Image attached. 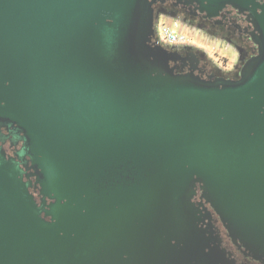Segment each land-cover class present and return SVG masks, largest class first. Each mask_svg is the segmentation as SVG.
<instances>
[{
    "label": "water",
    "instance_id": "water-1",
    "mask_svg": "<svg viewBox=\"0 0 264 264\" xmlns=\"http://www.w3.org/2000/svg\"><path fill=\"white\" fill-rule=\"evenodd\" d=\"M157 1L0 0V264H224L198 190L264 258V0H185L248 13L237 80L179 72Z\"/></svg>",
    "mask_w": 264,
    "mask_h": 264
},
{
    "label": "flooded vegetation",
    "instance_id": "flooded-vegetation-1",
    "mask_svg": "<svg viewBox=\"0 0 264 264\" xmlns=\"http://www.w3.org/2000/svg\"><path fill=\"white\" fill-rule=\"evenodd\" d=\"M153 9L155 16L156 13H160L164 17L173 18L182 25L201 31L209 30V36L218 40L220 44H227L228 47H232L238 56L236 62L228 64L225 68L224 66L219 68L189 49V46L175 47L170 51L188 59L187 65L183 68H181L180 63L172 64L179 67V72H189L191 64L189 60L197 58L198 62L194 63L197 67L195 74L201 78L208 79L212 76L237 80L245 61L257 54V48L252 42L254 27L247 12H239L227 6L216 17L210 18L205 12H200L196 4H188L185 0H160L156 2ZM6 151L12 154L8 145ZM194 202L199 210L200 226L211 241L209 247L221 252L224 264H264V258H259L238 241L234 242L231 239L216 213L208 204L200 200L199 190Z\"/></svg>",
    "mask_w": 264,
    "mask_h": 264
},
{
    "label": "rangeland",
    "instance_id": "rangeland-1",
    "mask_svg": "<svg viewBox=\"0 0 264 264\" xmlns=\"http://www.w3.org/2000/svg\"><path fill=\"white\" fill-rule=\"evenodd\" d=\"M155 17L157 19H155V22H158L157 25L166 22L173 27L181 28L187 35L194 36L193 42L195 44L189 47V49H192L200 56L206 58L215 67L221 68L224 66L225 68L228 64L236 62L238 56L235 50L232 47H228L227 44H222V46H220L218 40L208 35L209 30L201 31L193 27L182 25L173 18L164 17L160 15V13H156ZM174 31L178 32L176 28Z\"/></svg>",
    "mask_w": 264,
    "mask_h": 264
},
{
    "label": "built area",
    "instance_id": "built-area-1",
    "mask_svg": "<svg viewBox=\"0 0 264 264\" xmlns=\"http://www.w3.org/2000/svg\"><path fill=\"white\" fill-rule=\"evenodd\" d=\"M158 22H155V36L153 41L167 49H173L175 47L183 46H194L193 38L194 36L187 35L181 28L173 27L169 23L163 22L157 25ZM177 29L178 32H175L174 29Z\"/></svg>",
    "mask_w": 264,
    "mask_h": 264
},
{
    "label": "crops",
    "instance_id": "crops-1",
    "mask_svg": "<svg viewBox=\"0 0 264 264\" xmlns=\"http://www.w3.org/2000/svg\"><path fill=\"white\" fill-rule=\"evenodd\" d=\"M220 46H222V44H219Z\"/></svg>",
    "mask_w": 264,
    "mask_h": 264
}]
</instances>
